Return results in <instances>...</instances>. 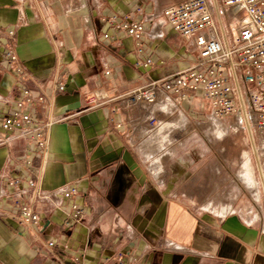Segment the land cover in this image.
<instances>
[{
    "label": "crops",
    "instance_id": "0c3cea01",
    "mask_svg": "<svg viewBox=\"0 0 264 264\" xmlns=\"http://www.w3.org/2000/svg\"><path fill=\"white\" fill-rule=\"evenodd\" d=\"M211 6L217 27L225 26L227 32V16L217 17L215 0ZM166 7L141 0H0V107L6 112L28 89L46 96L44 104L33 108L37 122H53L45 151L24 138L0 145V264H73L57 248L46 246L51 240L75 249L88 264L116 253L127 256L125 264L132 258L136 264H264V216L251 218L250 212L235 209L233 201L220 207L214 199L180 193L166 171L156 181L159 166L146 153L157 148L147 142L151 134H145L150 131L146 122L167 111L129 108L119 99L196 61L193 41L176 36L163 17ZM138 8L142 14L136 19L144 24L141 47L106 23ZM107 32L112 38H103ZM6 48L21 70L7 63ZM145 57L154 64L136 68L134 62ZM60 84L62 91L57 90ZM91 94L106 103L86 110ZM173 104L190 117L209 113L201 97ZM7 137L0 126V141ZM138 139L146 148H134ZM161 155L158 150L154 160ZM12 179L19 180L21 189L34 180L48 192L76 186L86 215L65 232L60 223L70 201H62L60 209L38 203L34 206L42 212V227H21L10 218L17 213L6 188ZM244 181L259 200L256 185ZM21 201L30 203L29 194ZM124 205L132 206L126 216L119 211ZM124 220H130L126 233Z\"/></svg>",
    "mask_w": 264,
    "mask_h": 264
},
{
    "label": "built area",
    "instance_id": "2783aa9c",
    "mask_svg": "<svg viewBox=\"0 0 264 264\" xmlns=\"http://www.w3.org/2000/svg\"><path fill=\"white\" fill-rule=\"evenodd\" d=\"M219 6L217 17L229 19V27L237 18L236 25L227 35L225 26L219 29L215 23L211 2L208 0H182L163 9L162 15L171 30L180 38L193 41L197 52L196 61L187 69L160 80H148L145 84L121 95L120 101L129 108L152 106L160 95L168 101L189 102L196 97L203 98L209 108L210 118L221 120L226 117L235 119L242 129L264 135V0H215ZM141 9L128 12L122 19L112 16L106 23L111 30L123 31L141 47L144 36V24L136 19ZM9 35L13 33L10 31ZM104 39L112 38L109 32ZM6 60L11 66L21 70L15 54L6 48ZM154 64L151 57L138 59L136 68L146 70ZM60 84L57 90L62 91ZM46 102L42 93L33 94L24 89L21 96L6 112L0 107V126L8 134L4 144L11 138H24L33 142L34 148L45 151L48 146V132L53 122L38 123L34 106ZM86 110L100 107L106 103L96 94L86 97ZM156 116L147 119L146 127L157 126ZM29 157L32 150L27 152ZM30 159L27 158L26 164ZM11 189V204L17 213L10 216L19 226L33 225L41 228L44 224L42 212L34 204L48 202L60 209L62 201L69 200V209L63 211L60 223L62 230L70 231L86 215L87 209L80 206L77 198L79 190L69 186L54 192L41 190L34 180L27 182L21 189L19 180L6 182ZM29 194L31 202L21 201ZM48 248H57L62 257L67 256L73 264H88L83 255L64 244L58 247L54 240L46 243ZM127 256L123 253L102 255L96 264H125ZM132 258L129 264H136Z\"/></svg>",
    "mask_w": 264,
    "mask_h": 264
},
{
    "label": "rangeland",
    "instance_id": "374dc122",
    "mask_svg": "<svg viewBox=\"0 0 264 264\" xmlns=\"http://www.w3.org/2000/svg\"><path fill=\"white\" fill-rule=\"evenodd\" d=\"M141 1L144 3L154 1L160 7H166L182 0ZM226 23L229 36L232 34L233 26H230L231 28L228 26V19ZM180 114L186 117L187 124L169 133V141L163 145L165 150L159 160V173L155 180H162L163 172L166 171L168 179L178 183L176 190L180 193L214 199L220 207L226 206L227 201H233L235 209L250 212L251 218L253 215L262 218L264 216V135L242 129L231 117L219 120L221 122L219 129L206 110L192 114L190 117L179 112L173 103L171 107L168 106L167 112L157 114V126L159 123L176 122ZM175 125H179V122ZM144 144L143 140L138 139L134 148L144 149ZM140 158L144 160L141 154ZM144 161L153 173L150 161ZM247 172L251 173L257 185L259 200L254 198V190L248 188L244 181L243 175ZM131 207L124 205L119 211L126 216L130 213ZM129 221L122 222L123 233L127 232ZM263 223L262 220L261 224Z\"/></svg>",
    "mask_w": 264,
    "mask_h": 264
},
{
    "label": "bare ground",
    "instance_id": "6f19581e",
    "mask_svg": "<svg viewBox=\"0 0 264 264\" xmlns=\"http://www.w3.org/2000/svg\"><path fill=\"white\" fill-rule=\"evenodd\" d=\"M236 21H237V18L234 20V22L231 23L232 26L236 25V23H235ZM152 106H154L155 108H160V111H162V110L167 111L169 103H168V101H166V99H164V97L162 95H160L158 97L157 101ZM186 120H187L186 117L183 114H180V116L175 120L176 122H173V123L172 122L171 123H159V125L155 129L145 132V134L147 133V135L151 134L149 139L147 140L149 146L152 147V148H157V149H155L156 152L159 150L161 152V154H163L164 150H165L163 148V145H165V143H167V141H169V135H170L169 133L171 132V130H173V129L175 130L176 128L178 129L181 126L186 125ZM212 121L215 122V126L219 127V129L221 128V122L219 120H216V119L212 118ZM177 122H179V125H175ZM171 133H173V132H171ZM171 139L173 140V138H171ZM145 148H146V145H145ZM155 150L154 151H150V152H148L146 154H147V158L149 160H151V163L153 162V165H155V167L157 168L159 166V161L158 160H154L155 157H157ZM156 171H157V169L154 168L155 174L157 173ZM243 178L247 181V184L250 187H254L256 185V183L254 182L250 172L244 174ZM256 187H257V185H256ZM254 193H255V191H254Z\"/></svg>",
    "mask_w": 264,
    "mask_h": 264
}]
</instances>
